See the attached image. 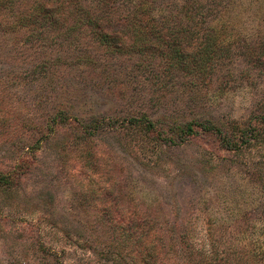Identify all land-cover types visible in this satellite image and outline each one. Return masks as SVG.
I'll use <instances>...</instances> for the list:
<instances>
[{"label":"rangeland","instance_id":"obj_1","mask_svg":"<svg viewBox=\"0 0 264 264\" xmlns=\"http://www.w3.org/2000/svg\"><path fill=\"white\" fill-rule=\"evenodd\" d=\"M228 1L225 13L215 17L237 34V52L209 81L192 86L173 75L158 89L138 70H129L124 57H108L94 42L25 41L26 29L0 33V170H11L22 154L31 159L15 187H0V264H140L97 219V210L105 209L95 194L100 186L107 208L123 213L133 201L136 209L149 213L153 227L167 235L173 229L171 264H202L201 259L231 264L246 249L264 245V194L257 192L264 170L252 174L256 150L246 166L234 165L229 153L210 152L196 139L141 156L109 129L93 138L113 156L118 182L107 174L90 181L87 165L71 157L87 149L79 132L60 117L49 129L58 113L83 121L140 114L161 122L197 117L226 127L260 111L264 76L246 73L240 53L243 46L253 49L264 40V0ZM16 2L15 8L20 6ZM76 48H86L99 64L73 62ZM116 200L122 205L116 206ZM182 232L197 263L178 246ZM86 240L92 243L84 245ZM101 249L111 254L103 256Z\"/></svg>","mask_w":264,"mask_h":264},{"label":"trees","instance_id":"obj_2","mask_svg":"<svg viewBox=\"0 0 264 264\" xmlns=\"http://www.w3.org/2000/svg\"><path fill=\"white\" fill-rule=\"evenodd\" d=\"M15 2L0 0V33H19L26 29L22 37L25 41L94 42L108 57H124L123 64L129 70H138L139 75H144L158 89L167 86L173 75L186 78L191 86L207 82L237 52V34L215 17L218 12L225 13L230 4L228 0L224 5L220 0L207 3L204 0L176 3L171 0H21L16 2L20 5L17 8ZM210 17L213 18L209 20ZM242 48L244 50L240 54L247 62L245 72L254 71L264 76V40L261 39L253 49L248 45ZM71 58L73 62L92 67L99 64L86 48H76ZM58 117L68 123L69 128L79 132L81 141H85L87 149L84 153H74L71 157L73 161L87 165L88 175L92 176L90 181L107 174L109 178L112 176L113 183L118 182L113 156L103 153V147L93 138L109 129L114 130L126 146H136L141 156L148 151L157 155L158 151H163L162 147L171 150L196 139L212 148L210 152L217 149L229 153L231 157L228 160L234 165L246 166L256 150L259 155L251 157L256 169L252 174L260 175L264 170V105L243 123H229L226 127L218 126L209 118L161 122L140 114L94 117L83 121L58 113L51 119L50 130H53ZM61 156L67 162L66 155ZM30 164L31 159L25 153L11 170H0V187H15ZM259 178L262 183L261 187L257 185V192L262 195L264 179ZM95 194L100 198L99 204L105 206V209L97 210V219L119 239L121 250L140 264H171L170 246L176 240L171 236L173 227L169 229L170 233L166 230L168 235L156 229L149 213L136 209L133 201L123 213V209L107 208L106 191L101 186ZM116 202V206H121L123 201ZM188 239L182 232L178 246L185 258L197 263L192 257L193 248ZM91 243L86 240L84 245ZM255 248L233 257L231 264H264V245H258L257 250ZM99 253L103 256L111 254L104 249ZM114 257L119 260L120 254L116 252ZM200 262L206 263L203 259ZM223 264L228 263L224 261Z\"/></svg>","mask_w":264,"mask_h":264}]
</instances>
